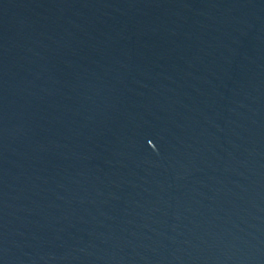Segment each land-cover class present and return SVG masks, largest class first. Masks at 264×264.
<instances>
[{
  "label": "water",
  "instance_id": "water-1",
  "mask_svg": "<svg viewBox=\"0 0 264 264\" xmlns=\"http://www.w3.org/2000/svg\"><path fill=\"white\" fill-rule=\"evenodd\" d=\"M0 264H264V0H0Z\"/></svg>",
  "mask_w": 264,
  "mask_h": 264
}]
</instances>
